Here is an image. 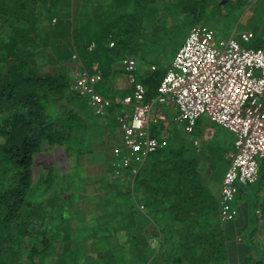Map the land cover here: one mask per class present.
I'll use <instances>...</instances> for the list:
<instances>
[{
  "label": "trees",
  "instance_id": "obj_1",
  "mask_svg": "<svg viewBox=\"0 0 264 264\" xmlns=\"http://www.w3.org/2000/svg\"><path fill=\"white\" fill-rule=\"evenodd\" d=\"M249 2L0 0V264H264V229L257 237L259 225H264V200L256 195L263 168L257 185L240 188L234 219L222 221L220 197L210 184L218 170L206 174L200 167L208 160L205 152L189 149L175 121L166 145L146 158L137 175L113 179V168L102 196L81 194L87 186L76 170L61 173L54 166L35 176L33 169L44 144L64 146L78 167L89 153L82 148L85 142L89 145L87 133L107 132L92 123L105 117L87 99L83 103L75 89V65L82 64L88 74L97 66L102 79L95 89L112 101L105 114L117 116L124 110L115 101L120 97L104 90L114 65L126 57L137 65L138 58L150 62L140 79L138 68L133 72L146 88L147 101L156 97L170 65L162 68L157 59H147L159 53L152 36L154 20L163 31L173 22L174 29L186 27L189 33L211 13L237 18L252 7ZM92 6L99 9L91 19ZM84 16L91 25L83 24ZM254 40L252 48L264 50V34H255ZM177 50L159 56L170 62ZM70 174L74 177L68 182ZM75 179L80 186L74 187L79 185ZM71 186L94 207L92 223L85 218L88 213L82 217L71 211L77 202L64 198ZM77 194L71 196L76 199ZM241 201L252 224L241 219Z\"/></svg>",
  "mask_w": 264,
  "mask_h": 264
},
{
  "label": "built area",
  "instance_id": "obj_2",
  "mask_svg": "<svg viewBox=\"0 0 264 264\" xmlns=\"http://www.w3.org/2000/svg\"><path fill=\"white\" fill-rule=\"evenodd\" d=\"M254 39L251 31L242 32L240 40L234 36L216 39L213 30L193 27L168 68L157 96L149 101L145 86L133 73L136 60L126 58L123 67L133 94L115 99L124 107L117 116L123 138L122 145L114 150L112 178H123L126 173L134 177L146 158L166 145V138L160 143L152 135L154 126L169 125L164 107L176 109L175 120L189 134L201 118H208L234 136L235 154L224 175L220 194L221 220L234 219L233 204L240 188L257 185L264 170V50L244 45ZM82 67L75 65V89L97 114L104 115V109L112 101L95 89L102 79L101 73L97 66L93 74ZM127 108H132V112ZM262 188L264 197V177Z\"/></svg>",
  "mask_w": 264,
  "mask_h": 264
},
{
  "label": "rangeland",
  "instance_id": "obj_3",
  "mask_svg": "<svg viewBox=\"0 0 264 264\" xmlns=\"http://www.w3.org/2000/svg\"><path fill=\"white\" fill-rule=\"evenodd\" d=\"M92 5H94V3ZM100 6H101V3H100ZM248 6L249 7L252 6V7L247 8L246 12L241 13V15H238L237 18L236 16H234V18L233 17L228 18L225 15L216 16L215 14L211 13L209 16L205 17L204 25H201V26L214 30L216 39H218L219 36L222 39L223 38L227 39L234 35L236 39L240 40L241 33L245 31H251L255 33L256 36L263 35L264 34V0H251V3L249 2ZM97 9H93V6H92V9H90L92 11V14H90L89 12L88 15L91 19L93 18V14L96 13L95 10ZM102 9H103V6L100 7V10ZM216 10L218 9L216 8ZM83 19H84L83 24L85 25L87 24V26L91 25L89 20L86 19L85 16L83 17ZM153 22L154 23L152 24L153 26H155V29H156L155 34H152L154 38L153 40L155 42L154 46H157L159 48L160 54H163L166 56L168 55L169 57L172 50L178 49L179 47L183 45V43L185 42L187 38L188 30H185L186 27H181L179 28V30H176L174 29L173 22H171L165 25L166 28H165V31H163L159 28L160 25L158 24V21L154 20ZM101 25L102 24H99V27ZM254 41L255 40H252L250 43H244V45L246 47H252V45L254 44ZM159 53L156 54V58L148 55L147 59L149 61L157 59V63H159V65L161 64L160 67L163 68L168 64L169 60L168 59L163 60L159 56ZM82 99H83L82 100L83 103L87 101L86 98H82ZM100 120L101 119L95 118L92 123L95 126H97L100 124L99 123ZM113 125L114 123L111 124V126ZM177 126L182 130L184 129L183 125L177 124ZM99 132L101 131L93 130L89 134V136L87 133V139L91 137L88 142L89 145H87L86 147V142H85V145H82V148H84L86 151L88 150L89 153H85L80 158L78 167H76V163L78 162V160H75L74 158H71V157L68 158L66 154H63V151H62L63 149L47 148L45 149L46 151H44V155L40 157L38 160L39 163L37 165L36 171H38V174H39V172L41 173L44 170V168L45 169L51 168L55 165L58 166L61 173H69L72 170L75 172L76 170L82 174L81 175V178H82L81 182H83L82 185L87 186L85 187V192H81V194L83 193L87 198L91 199V197L94 195V192H95V195L98 194V196L99 195L102 196L103 194L107 193L106 191H107L108 181L107 180L105 181V179L109 177L108 174L114 168V161H113V158L111 157L112 156L111 149L113 145H116V146L119 145L120 141L122 142V138H121L119 128L117 127L112 131L113 138L110 141L107 140L110 137V135H108L107 132L105 134L103 132L101 135L98 134ZM87 139H85V141ZM41 153H38L37 155L39 156V154ZM208 154H210L211 156L210 158V160L212 161L211 163L216 167V170L218 169L220 171L221 169L220 165L224 164V160L219 161V157L221 155L216 153L215 150L209 151ZM64 155L67 156V159L64 158ZM222 158L224 157L222 156ZM97 162L101 163V165L98 166ZM219 171H217V173H219ZM217 176H220V175L217 174ZM73 177H74V174H70V176L67 177V181L71 182L70 180ZM79 180H76V179L74 180V181H78L79 183V185L75 183L74 185L76 186L74 187L80 186L81 183ZM68 185H71V184H68ZM95 187H96V190H94ZM67 191L68 193L65 194L64 198L68 200V202L70 201H74L75 203L77 202V204H75L74 207H72L71 211L77 210L79 214H82V217H84L83 215L88 213L87 217L85 218L88 219L89 223H92L91 213L94 212V207L88 206V201L85 199L82 200V198L79 197V195L77 194L78 192L75 191V189L72 186ZM70 193L73 195L77 194V198L76 199L75 197L73 198V196H71ZM111 199L113 198H110L109 200ZM99 200H103V198L99 197ZM81 210H84L82 212H86V213H80ZM78 213L76 214L79 216ZM99 213H101V210H98L97 215H99ZM155 243H156V239H153L151 241V245L155 246Z\"/></svg>",
  "mask_w": 264,
  "mask_h": 264
},
{
  "label": "crops",
  "instance_id": "obj_4",
  "mask_svg": "<svg viewBox=\"0 0 264 264\" xmlns=\"http://www.w3.org/2000/svg\"><path fill=\"white\" fill-rule=\"evenodd\" d=\"M223 37V36H222ZM219 39L220 38L219 36ZM223 40H226L225 38H223ZM176 52V51H175ZM138 61V65H137V76L138 79H140V75L143 74L145 71H147V69L149 68V64L150 62H146L144 63V60L142 62L141 59H137ZM171 62V61H170ZM168 63L166 65V67L171 64ZM103 87L101 86V89ZM104 90L105 93H110L113 97L116 98H122L128 95H131L133 92V87L131 86V84L129 83L128 77L126 75V73L123 71L122 66H121V62H118L116 65L113 66V72L107 77V80L105 82V86H104ZM165 112L167 113L168 117H169V125L166 127V125L161 124L158 126L153 127L152 133L154 132H159V136L162 138H168L169 133L171 131V128L169 127L172 121H175L174 123H176L177 121L175 120V116H176V109L174 107H164ZM124 111V110H122ZM130 113L132 112V109L129 108L128 110ZM108 115V114H107ZM105 116V118L99 121L100 125L102 126V129H105L108 133V135H110V137L107 139L108 141H110L113 137H112V131L117 127V116L116 113L114 112L113 114L111 113L108 116ZM107 117V118H106ZM114 123L113 126H111V124ZM196 131L195 133H187L184 130V134L186 136L188 145H189V149L195 150L198 149L200 153H204L206 154V157L208 158V160L206 161V163H200V167L206 170V174L209 176H213L216 172V167L211 163L212 161L210 160L211 156L207 153V151H212L215 150L216 153L220 154L221 156L219 157V161L220 160H224V164L220 165L221 169L219 171L220 176H215L214 181H212L211 187H212V191L214 193V195H216L217 197H220L221 194V186H222V181L224 178V175L227 171V169L229 168V165L231 163V159L235 154V146H234V136L233 134H231L230 132H228L227 130H225L224 128L216 125L215 123L211 122L208 118H201L198 122H197V126H196ZM120 131V130H119ZM121 134V131H120ZM122 138V135H121ZM121 145V141L120 144L117 146ZM116 147V145L112 146V158H113V149ZM222 156L224 158H222ZM114 161V160H113ZM217 163V162H216ZM220 177V178H219ZM263 189V188H262ZM262 189L261 191H257L258 194L257 197L259 198L260 201L264 200V197L262 196ZM254 190V189H253ZM249 200H252V197L249 196L248 197ZM253 201V200H252ZM242 203L244 202H239V204H237L239 207V210H241V219H245L249 222H251L252 224V219L249 216L250 214L248 213V210H243V205ZM241 208V209H240ZM262 229H264V225H259V229H258V233H257V237L258 239L260 238V234ZM262 236L264 237V234H262ZM260 240V239H259Z\"/></svg>",
  "mask_w": 264,
  "mask_h": 264
},
{
  "label": "clouds",
  "instance_id": "obj_5",
  "mask_svg": "<svg viewBox=\"0 0 264 264\" xmlns=\"http://www.w3.org/2000/svg\"><path fill=\"white\" fill-rule=\"evenodd\" d=\"M211 30H212V29H211ZM213 31H214V30H213ZM214 32H215V31H214ZM233 36H234V35H233ZM179 48H180V47H179ZM179 48H178V49H179ZM177 51H178V50H177ZM177 51H176V53H177ZM176 53L174 54V57H175ZM174 57H173V59H174ZM126 58H128V57H126ZM126 58H125V59H126ZM125 59H124V60H125ZM172 61H173V60H172ZM172 61H171V64H172ZM171 64L168 66V68L171 66ZM121 66L123 67V62L121 63ZM168 68H167V70H166V73H167V71H168ZM136 69H137V66H136ZM152 70H153V69H152ZM155 70H156V69H155ZM155 70H153V71H155ZM125 73H126V72H125ZM126 75H127V77H128V73H126ZM165 75H166V74H165ZM164 77H165V76H164ZM162 80H163V79H162ZM161 82H162V81H161ZM160 84H161V83H160ZM131 86H132V85H131ZM159 86H160V85H159ZM132 87H133V86H132ZM158 88H159V87H158ZM157 92H158V90H157ZM132 94H133V92H132ZM132 94H131V95H132ZM128 96H129V95H128ZM156 96H157V95H156ZM125 97H126V96H125ZM122 112H123V111H122ZM122 112H121V113H122ZM106 115H107V114H104L103 116L105 117ZM118 115H119V114H118ZM118 115H117V116H118ZM116 120H117V118H116ZM117 125H118V128H119V130H120V127H119L118 121H117ZM120 131H121V130H120ZM121 135H122V132H121ZM122 138H123V136H122ZM121 145H122V142H121ZM121 145H120V146H121ZM120 146H116V147L113 149V157H114V150H115L117 147H120ZM47 148H49V149L60 148V149H63V150H62V151H63V154H66L64 146H62V147H61V146L49 147V146H46V145L44 144V145L42 146V149H43V150L41 151V152H43V155H44V151H46L45 149H47ZM41 152H40V153H41ZM43 155H41V156H38V155H37V156H35V158H34V159L36 160V166H35V169H34V170H35V171H34L35 176H39V174H40V172H39V174H38V171H36V168H37V165H38V163H39V161H38L39 158L42 157ZM66 155H67V154H66ZM114 159H115V158H113V160H114ZM114 163H115V160H114ZM55 166H57V165H55ZM114 166H115V165H114ZM53 167H54V166H53ZM48 169H50V168H46V169L44 168V170H48ZM58 169H59V168H58ZM59 170H60V169H59ZM111 177H112V175H110V178H111ZM248 187H249V186H248Z\"/></svg>",
  "mask_w": 264,
  "mask_h": 264
},
{
  "label": "water",
  "instance_id": "obj_6",
  "mask_svg": "<svg viewBox=\"0 0 264 264\" xmlns=\"http://www.w3.org/2000/svg\"><path fill=\"white\" fill-rule=\"evenodd\" d=\"M41 155H43V153L39 154V156H41ZM64 158L67 159V156L64 155ZM35 166H36V160L34 159L33 169H35Z\"/></svg>",
  "mask_w": 264,
  "mask_h": 264
}]
</instances>
